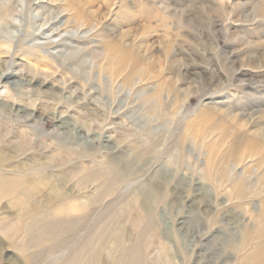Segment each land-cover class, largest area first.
Masks as SVG:
<instances>
[{"label":"rangeland","instance_id":"obj_1","mask_svg":"<svg viewBox=\"0 0 264 264\" xmlns=\"http://www.w3.org/2000/svg\"><path fill=\"white\" fill-rule=\"evenodd\" d=\"M0 26V99L7 102L0 107V154L10 159L1 170L27 164V171L54 177L46 189L27 186L0 197V264H26V256L34 257L31 264H56L125 201L142 215L154 212L143 264H248L264 241V171L251 164L264 150L247 160L248 151L230 158L229 181H223L215 169L232 138L223 141L221 130L198 138L188 132L178 143L212 106L264 123V0H0ZM108 35L115 41L124 36L136 56L122 71L121 54L111 59L105 49ZM7 74H15L7 84H16L13 96L2 83ZM159 85L172 89L161 101ZM58 117L70 125L67 132L57 129ZM21 135L25 148L17 143ZM150 145L140 159L141 148ZM59 149L65 159L55 163ZM119 156L118 166L133 165L132 177L102 202L71 213L69 219L86 217L74 233L54 248H21L29 225L57 207L89 205L111 179L110 160ZM83 166L107 172L82 186L85 174L70 172ZM160 173L168 179L162 198L147 211L145 186ZM21 190L27 196L19 208ZM128 218L120 216L102 250L103 257L114 252L110 264L140 243Z\"/></svg>","mask_w":264,"mask_h":264},{"label":"bare ground","instance_id":"obj_2","mask_svg":"<svg viewBox=\"0 0 264 264\" xmlns=\"http://www.w3.org/2000/svg\"><path fill=\"white\" fill-rule=\"evenodd\" d=\"M121 3V2H120ZM116 4V3H115ZM118 5V3H117ZM87 15H84L83 19L87 20ZM2 26V25H1ZM0 26V27H1ZM112 36L108 35L105 43V49L112 51L111 59L116 57L118 54H121V60L119 62L118 70L122 71V67L128 66L130 61H134L136 56L133 52L129 51V47L124 46L122 43L124 36L120 38L118 41H115L111 38ZM119 38V37H117ZM127 45V44H126ZM112 61V60H111ZM110 64V63H109ZM138 67V66H137ZM136 66L133 67V70ZM15 74H7L3 75V82L5 86L6 93H9L13 96V91L10 86L7 84L13 83ZM132 76H129L126 80L131 81ZM168 82V81H166ZM12 85V84H11ZM14 89H16V84H13ZM13 89V90H14ZM164 90L163 85H159L156 92V97L159 101L163 92L172 93V89ZM25 91V90H24ZM191 92V91H190ZM190 96V95H189ZM54 98V97H53ZM209 104H206L208 107ZM0 107L4 109L7 107V102L0 99ZM18 114H26L25 118L27 119V113L22 108L17 110ZM264 114V110L261 111ZM40 117V116H39ZM254 114L251 115L249 120L244 121L241 117L236 116L234 114V110L232 112H225L223 110L218 109V106H212L210 108H206L203 110L197 121L190 123L188 126L189 130H187L179 140L178 145H181L186 137L191 132V136L193 138H198L204 136L205 132L217 131L221 130V137L223 141L227 139H233L231 147L226 151L224 157L219 160V164L217 165V169H215L216 176H219L223 181H229V177L227 174L228 163H230V158L238 159L242 151H248V156H245V160L251 159L254 156H259L258 154L264 150V123L263 119L261 121L253 120ZM41 119V118H40ZM63 117L57 118V129H62L64 132L69 130L70 125L67 121L62 120ZM252 119V120H251ZM237 120V122H236ZM235 124V126L233 125ZM210 128L206 131L205 127L209 126ZM0 127L2 125L0 124ZM247 127L251 128L250 131L246 130ZM234 131H237L236 134ZM63 132V133H64ZM189 132V133H188ZM213 133V132H212ZM21 135L17 137V143L19 146L25 148L27 145V137ZM3 138V137H2ZM66 138V137H65ZM29 142V141H28ZM107 146V141H105ZM46 144V143H45ZM71 145V144H70ZM110 145V144H109ZM27 147V146H26ZM70 147V146H69ZM72 149V148H71ZM152 145L143 146L140 151V159L144 158L147 154L151 152ZM55 152V151H54ZM242 152V153H240ZM66 153L63 149H59L56 154L51 157V160L55 163H59L63 161L65 158L62 157V154ZM4 155V154H3ZM0 154V197L1 200L4 198L12 197L16 195V193L21 189L27 186H32L34 189H46L49 184L53 183V176L49 177L47 175L38 174L39 170H30L27 171V164L22 165L18 164L17 166H9L1 170V167H5L7 163H9L10 159L7 156H3ZM119 159H122L120 156L112 158L109 163V167L107 170H112L111 179L103 184L98 190L99 195L97 197H91L88 200L87 206H78L72 204H64L56 208L51 215L47 216L46 219L36 221L33 224L29 225L26 231V238L21 246L25 251H29L30 249H41L44 244H50L52 248L55 245H58L60 239L65 235H70L74 233V230L78 224L84 220L86 217H78L77 219H69L71 213H76L77 211H83L95 204L102 202L107 197L113 195L115 191L119 188V186L126 182L127 179L132 177L133 175V165H121L119 164ZM240 159V158H239ZM212 160V156L209 160V166ZM235 161V160H234ZM254 163H251L252 166L255 167L256 170H263L264 164V154H260L258 159L254 160ZM236 162V161H235ZM107 170L98 169L93 170L89 167L83 166L79 169H74L70 172L71 175L77 176L80 173L85 174L84 178H82L80 185L85 186L88 183L96 182L99 179H102L107 172ZM166 174L160 173L154 176L152 179L148 181V184L145 186V196L146 201L143 204V207L148 211V209L153 205V203L159 201L162 198L160 194L162 190H164V186L167 182ZM262 180H264V173L262 174ZM57 184V183H55ZM56 189L53 187L47 197L54 196ZM239 196H243L244 189L239 188ZM27 196V192L21 190V193L18 195V200L14 203L17 207L22 208L21 201L23 198ZM140 198V197H139ZM127 215L132 220V224L138 236L140 237V243L137 246L128 248L126 251L121 254V256L117 259L116 264H143L144 262V254H143V243L145 242L148 234L150 233V229L153 226L154 222V212H151L149 216L142 215L140 211L135 209V205L131 201H125L122 204V207L118 212L111 213L106 216L101 225L92 231L89 235L82 239V244L78 247L73 254L65 259L57 260L56 264H110V256L114 254L112 252L109 256H102V250L105 246H107L112 229L115 228L118 224L120 216ZM128 218V220H129ZM259 220L264 221V201L262 204V210L259 215ZM260 222V223H261ZM13 225V224H12ZM5 232V231H4ZM7 233L10 231H6ZM80 232V231H79ZM215 239V238H214ZM259 239H264V227L260 230ZM66 241V240H65ZM120 240H116V247L120 245ZM122 246V245H121ZM53 252V251H52ZM117 252V251H116ZM109 254V253H108ZM26 264L33 263V256H26L24 258ZM248 264H264V241L255 247L247 259ZM6 264H16L15 261H8Z\"/></svg>","mask_w":264,"mask_h":264}]
</instances>
